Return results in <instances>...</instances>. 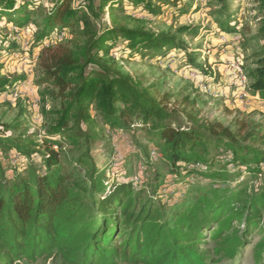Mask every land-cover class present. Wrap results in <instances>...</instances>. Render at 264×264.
<instances>
[{
    "label": "trees",
    "instance_id": "obj_1",
    "mask_svg": "<svg viewBox=\"0 0 264 264\" xmlns=\"http://www.w3.org/2000/svg\"><path fill=\"white\" fill-rule=\"evenodd\" d=\"M253 1L261 14L255 40L262 45L252 46L243 35L248 26L239 24L241 7L228 0H210L208 7L218 8L213 23L222 35L239 37L241 52L255 49L253 67L244 72L248 93L264 101V0ZM192 8L193 0H52L50 8L42 0H0V24L13 26L17 36L33 29L28 49L0 41V59L27 55L36 85L46 90L42 95L61 102L42 134L15 136L21 124L1 125L0 264L55 252L65 264H218L235 259L256 233L255 260L264 259V147L249 144L254 138L264 146V137L255 131L241 137V131L172 105L170 95L157 99L117 66L118 59L175 61L177 70L212 75L202 45L184 41L199 38L200 26L174 33L149 27L165 11L177 19ZM106 12L110 23L102 22ZM119 15L141 25L130 27ZM26 80V73L0 75V94ZM183 104L191 106L188 98ZM100 126L139 146L136 135L144 132L149 147L138 186L129 150L118 161V149L110 150L96 165L92 149ZM66 148L79 153L68 156ZM154 159L168 177L158 173ZM260 177L262 185L249 197L245 179ZM178 191L183 194L167 213L162 199ZM209 237L212 251L204 249Z\"/></svg>",
    "mask_w": 264,
    "mask_h": 264
},
{
    "label": "rangeland",
    "instance_id": "obj_2",
    "mask_svg": "<svg viewBox=\"0 0 264 264\" xmlns=\"http://www.w3.org/2000/svg\"><path fill=\"white\" fill-rule=\"evenodd\" d=\"M235 7H241L239 12V24L248 26L243 32L246 39H251V45L256 43L263 44L259 40H255L258 31V22L261 19V14L255 11V3L253 0H228ZM81 0H75L74 5H77ZM210 0H193V8L189 14L184 17L175 19L172 11H165L160 17L150 19V26L154 31H169L176 32L182 26H200L203 31L199 38L191 40L189 37L184 38L186 43H189L191 48H196L202 45L204 58H208V71L212 73L209 76H202L199 72L191 69L177 70L175 61L169 64H158L157 62L149 61H131L118 59V69L125 75L129 76L138 87L149 89L157 98L161 99L165 95L171 96L172 105L179 107L181 110L187 108L188 111L197 113L199 118L208 119L209 121H217L230 127L233 131L240 132L243 137L247 132H260L264 137V101H259L248 93V85L243 87L242 80L237 72V65L249 69L253 67L255 58L252 57L255 49L248 50L246 53L241 52L238 47L239 37H228L220 33L218 27L213 23V14L218 9L215 6L208 7ZM42 5L45 8H50L52 0H42ZM126 25L134 27L141 25L140 22H135L129 17L124 18L118 16ZM102 22L110 23L109 13L106 12ZM14 27L0 24V41L23 43L28 49L33 40V29H22L19 35H14ZM251 46V47H252ZM258 53V52H257ZM30 59L27 55L23 59L17 55L9 56L0 59V66H3L1 72L2 77H14L27 74V80L24 83L26 89L20 98L12 100L6 94H0V129L1 125L11 126L17 123L21 124V131L15 136L22 134H42L55 118L53 111L59 110L61 102L52 97H44V87L36 85L35 66H30ZM245 73V72H244ZM193 75L197 78L194 80ZM157 86V87H156ZM52 90V89H50ZM188 98L191 106L186 107L184 100ZM246 129L241 130L242 127ZM85 129L86 127L83 126ZM100 140L92 149V157L96 165L101 167L106 161L107 154L110 150L118 149L121 157L129 150L132 154L131 169L134 175V183L138 186L141 178L138 172L145 163L144 147H149L145 134L139 131L136 135L137 145L134 139L122 132L111 131L104 126H100ZM7 135H12L11 132H6ZM256 139H251L249 144L264 147ZM66 151H71L68 156L78 155V151H73L71 148H66ZM154 157V156H153ZM154 159L155 168L161 176L168 177V169L160 162ZM153 172H148L145 176L146 180H151ZM144 178V177H143ZM263 183V177L245 179V184L249 188V197L260 188ZM134 187L137 190L138 187ZM173 189H170L172 191ZM174 191V190H173ZM172 193V192H171ZM183 193L177 192L176 198L174 195H169L163 198L165 211L169 213L171 209L180 200L178 198ZM166 197V196H165ZM178 200V201H177ZM144 201V199H143ZM140 205L137 206L139 211ZM238 229L243 231L244 225L238 224ZM233 227H237L236 221L233 222ZM214 231V230H213ZM248 242L244 246L241 254L233 260H224L218 264H264V259L257 262L254 256V249L261 240V234L256 233L247 237ZM120 241H118L119 244ZM204 249L213 250L215 242L212 238L206 241ZM212 255V254H210ZM212 257V256H211ZM212 259H215L212 257ZM19 264H65L56 256V252L51 257L38 258L35 261L24 260ZM210 264V263H209Z\"/></svg>",
    "mask_w": 264,
    "mask_h": 264
},
{
    "label": "built area",
    "instance_id": "obj_3",
    "mask_svg": "<svg viewBox=\"0 0 264 264\" xmlns=\"http://www.w3.org/2000/svg\"><path fill=\"white\" fill-rule=\"evenodd\" d=\"M237 72H238V75L240 76V79L242 80L243 87L245 88L246 85H248L249 82H248V79H247L244 71L241 70V66L240 65H237ZM193 78L195 80L197 78V76L193 75ZM25 89H26L25 85L18 84L12 89V92L5 93V94L7 96L9 95L10 98H12V100H16L17 98H20L23 94H25V92H24ZM122 159H123V157H121V154L118 151L117 155H116V160L118 161V160H122Z\"/></svg>",
    "mask_w": 264,
    "mask_h": 264
}]
</instances>
